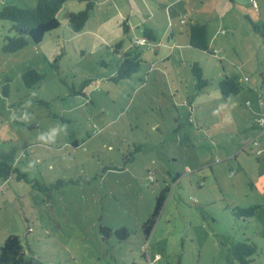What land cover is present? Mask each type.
Returning a JSON list of instances; mask_svg holds the SVG:
<instances>
[{"label": "rangeland", "instance_id": "obj_1", "mask_svg": "<svg viewBox=\"0 0 264 264\" xmlns=\"http://www.w3.org/2000/svg\"><path fill=\"white\" fill-rule=\"evenodd\" d=\"M255 1L66 0L41 42L12 53L0 44V160L25 176L0 178V245L17 234L45 264H239L229 250L247 238L257 245L248 264H264V0ZM90 2L73 31L68 13ZM194 22L207 26L209 51L188 44ZM9 26L0 20V38ZM144 28L155 40L139 45V70L114 82L115 46H133ZM192 62L209 82L202 90ZM29 67L42 75L32 87ZM225 76L242 86L228 99ZM166 186L146 240L141 226ZM235 205L258 207L244 219Z\"/></svg>", "mask_w": 264, "mask_h": 264}, {"label": "trees", "instance_id": "obj_2", "mask_svg": "<svg viewBox=\"0 0 264 264\" xmlns=\"http://www.w3.org/2000/svg\"><path fill=\"white\" fill-rule=\"evenodd\" d=\"M66 0H37L36 4L30 8H24L14 3H5L0 8V20L8 22V32L0 38L1 49L5 53L18 51L29 43H39L42 41L46 33L57 29L59 21L56 17L57 12L61 9ZM93 7L92 2L88 3L86 8L81 11H71L68 13V22L73 31H80L88 19V8ZM257 29V27H255ZM264 35V28L261 30ZM143 36L149 40H155L154 32L150 28L143 29ZM188 44L196 49L209 51V39L207 26L202 23H191L188 29ZM120 44H117L114 53L118 57V61L114 64V73L110 77L114 82L129 78L136 73L142 60V51L139 45L133 44L128 49L119 50ZM102 64L106 65L103 61ZM191 73L196 80V89L202 90L208 85V80L203 78L202 69L197 62H192ZM22 79L27 87H32L42 79V75L34 68H27L22 74ZM219 90L223 98L228 99L235 96L242 90L240 82L234 77L225 76L219 81ZM12 174L17 179L24 176L18 168L10 165L4 160H0V178L7 180ZM88 182L91 179L87 180ZM70 182L78 183V179ZM41 187L40 185H38ZM45 187V186H44ZM48 189V188H47ZM169 188L164 187L156 196L155 205L152 213L142 224L141 230L144 238L147 240L156 219L166 200ZM257 205L242 207L235 205L231 207L232 213L238 218H249L253 216L257 209ZM109 230L101 227V231ZM110 231V230H109ZM119 240L126 239L129 231L125 227H121L114 232ZM232 260L239 264H248L252 261V256L257 252V245L247 238L233 244L229 250ZM0 264H45L34 257H27L23 250L21 240L17 234H9L0 245Z\"/></svg>", "mask_w": 264, "mask_h": 264}, {"label": "built area", "instance_id": "obj_3", "mask_svg": "<svg viewBox=\"0 0 264 264\" xmlns=\"http://www.w3.org/2000/svg\"><path fill=\"white\" fill-rule=\"evenodd\" d=\"M250 1V3L253 5V6H255L256 5V1L255 0H249ZM183 21V20H182ZM222 32H223V30H222ZM148 39L147 38H145L144 36H142L141 38H138V39H135L134 41H133V44H135V45H140V44H145V43H147L148 41H147ZM214 53H215V51H214ZM213 53V54H214ZM246 79V78H245ZM260 124H259V126L258 127H264V112L262 113V117H261V119H260ZM252 143H253V145H255V146H257V141H252ZM259 149H257V153H259Z\"/></svg>", "mask_w": 264, "mask_h": 264}, {"label": "crops", "instance_id": "obj_4", "mask_svg": "<svg viewBox=\"0 0 264 264\" xmlns=\"http://www.w3.org/2000/svg\"><path fill=\"white\" fill-rule=\"evenodd\" d=\"M173 36V35H172ZM154 37H155V35H154ZM214 51V50H213Z\"/></svg>", "mask_w": 264, "mask_h": 264}]
</instances>
